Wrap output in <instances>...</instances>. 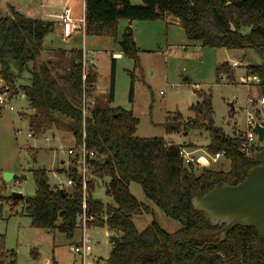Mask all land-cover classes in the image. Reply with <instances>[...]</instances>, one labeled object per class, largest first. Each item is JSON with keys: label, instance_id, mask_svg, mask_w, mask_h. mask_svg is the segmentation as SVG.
Returning a JSON list of instances; mask_svg holds the SVG:
<instances>
[{"label": "trees", "instance_id": "16d2710c", "mask_svg": "<svg viewBox=\"0 0 264 264\" xmlns=\"http://www.w3.org/2000/svg\"><path fill=\"white\" fill-rule=\"evenodd\" d=\"M83 1L84 35L115 37L121 19L164 21L170 17L182 26L187 40L200 46L254 50L261 63L247 66L245 75L260 81L257 86L264 97V0H140L138 5L129 0ZM55 27L54 20L31 18L14 8L10 15L0 17V78L5 85L3 90L14 94L18 88L34 110L30 127L38 129L48 114L69 119L74 146L84 142L86 150L94 153L88 160L89 173L94 178L109 177L105 193L112 198L114 206L104 205L93 196L92 180L87 182L86 198L87 212L93 217L89 226L105 225L112 232L108 238L107 264H264V238L260 239L252 227L237 226L224 240L196 239L198 232L214 233L224 224H212L191 204L192 197H200L214 187L243 181L248 169L255 165L253 156L261 148H254L250 155L243 153L239 136H229L214 124L211 94L203 91H196L201 101L189 107L193 117L184 118L176 112L165 117L163 127L169 133L207 132L206 151L209 154L224 151L229 163L227 169L223 162L200 169L185 165L178 155V148L183 145L166 142L161 137L137 136L138 119L132 112L110 106L113 85L107 100L95 98L83 124V87L91 96L97 79L94 66L91 63L87 66L83 85L81 50H70L68 74L57 72L51 61L37 62L44 37ZM118 44L121 54L138 64L140 49L130 27L125 28ZM24 72L28 82L17 86V79ZM223 75L233 77V67L227 62L215 67L216 82ZM131 96L132 83L130 100ZM59 172L71 177L74 186L62 190L51 187L47 171L33 169V196L16 200L9 196L8 200L25 205L31 226L57 230L71 238L77 228L76 213L82 199L74 159ZM130 182L137 183L144 196L167 217L178 221L181 228L168 233L153 220L138 232L131 217L149 213L150 209L129 192ZM4 191L0 187V201L7 198ZM9 256L8 264H15L14 253H8L5 235L0 234V264H5Z\"/></svg>", "mask_w": 264, "mask_h": 264}, {"label": "rangeland", "instance_id": "374dc122", "mask_svg": "<svg viewBox=\"0 0 264 264\" xmlns=\"http://www.w3.org/2000/svg\"><path fill=\"white\" fill-rule=\"evenodd\" d=\"M129 1L134 5L140 4V0ZM40 3L51 6L49 0H0V17L10 15L11 8L27 15L25 10L39 7ZM64 4L65 0H61L56 9L60 12ZM72 4L70 2L69 5ZM74 8L76 16L81 17V7ZM134 22L136 24L131 27V31L135 45L140 49L139 62L136 64L133 58L122 55L115 61L113 74L111 54L119 51L118 42L130 23L126 19L118 21L115 37L79 34L77 38H71L65 43L60 41L58 33L51 32L46 35L44 43L53 44L55 48L74 47L75 50H85V57L92 66L94 64L93 68L97 74L93 91L97 99L107 100L113 85L110 106L132 112L138 119L135 134L139 137H161L174 144H190L197 155L207 157V132L195 130L186 134L169 133L163 127L165 117L176 112L184 118L194 116L189 107L201 101L196 91L210 92L213 120L217 127L222 128L229 136L245 131L246 111L251 110L247 98H258L260 89L255 84L246 86L239 83L238 78L246 76L247 66L261 63V57L254 50L200 46L187 40L182 26L173 21H132ZM66 57L68 56L56 57L62 74H67L70 70L71 59ZM223 62H235L238 65L233 67L232 79L226 81L223 76L216 82L215 67ZM10 102L13 108L11 111L0 106V187L4 188L3 195L7 197L0 201V234L5 235L6 249L8 253H14L15 264H82L81 256L70 250L80 239L79 229L74 231L73 237L67 238L57 230L33 227L24 211L25 205L8 200L12 192H19L23 197L33 196V169H45L51 187L58 182H66L67 176L59 171L66 169L73 161L68 154V148H78L74 146L72 132L67 127L71 122L56 114L61 119L58 126L62 131L57 126L47 130L34 127L30 129V117L19 115V112L26 108L24 99H11ZM28 133H31L32 137L27 136ZM220 162H223L224 169L228 168L227 160ZM61 164L64 167H61ZM206 166L216 167V164L207 162ZM195 167L200 169L202 166ZM4 172L12 174L13 177L4 180ZM87 178L94 183L93 196L101 199L104 205L114 206L112 198L105 193L109 177L94 178L88 172ZM128 189L141 205L150 209L149 213L143 212L131 217L138 232L153 220L168 233L181 228L178 221L167 217L144 196L137 183L130 182ZM86 233L91 245L90 263L97 257L98 264H107L110 247L106 227L88 226ZM10 258L9 256L6 259L5 264H8Z\"/></svg>", "mask_w": 264, "mask_h": 264}, {"label": "built area", "instance_id": "2783aa9c", "mask_svg": "<svg viewBox=\"0 0 264 264\" xmlns=\"http://www.w3.org/2000/svg\"><path fill=\"white\" fill-rule=\"evenodd\" d=\"M56 17H57V23L62 27V36L64 38H68L75 29H80L82 30V33H84V13L82 17L77 20L78 25L75 23V19L72 16L71 9L69 6H64L61 9V12ZM82 54L83 55H82L81 78L84 85L87 65L90 64L91 62H89V60L86 59L85 50H82ZM229 65L231 67H234L237 66L238 64L232 62ZM225 77H226L225 78L226 81H228L229 78L227 76ZM238 82L246 86L250 84L258 85L260 83V81L256 77H248V76H240L238 78ZM4 88H5L4 82L0 78V89L3 90ZM21 96H24V94L21 93ZM12 97L13 94H11L9 91L3 90L2 92H0V106L11 110L12 107L10 104L11 103L10 100ZM94 100L95 99L92 96H88L86 94L83 87L82 104H81L83 124L85 117L89 114V111L94 103ZM247 104L250 105L251 110L246 111V118H245L246 129L244 132H238L236 135L239 136L240 150L246 155H250L254 150V148L256 147H260L261 150L264 149V136L263 139L260 142H258L257 134L254 131L255 121H257L259 124L264 126V116L262 112V106L264 105V97L262 95H260L258 98L249 97L247 98ZM27 136L32 137V134L28 133ZM82 136L83 138L85 136L84 128H83ZM68 154H70V156L74 159L77 173L80 177L81 193H82L80 208L76 213V226H77L76 229L80 230L81 233L80 239L75 245L70 247V250L74 254H78L81 256L82 264H91L89 261L90 260L89 258L91 256V245H90V238L86 233V228L89 226V222L93 220V217L89 215L87 212L86 198H87V182H88L87 173L90 171L88 160L94 157V153L92 151L86 150L83 142L80 146H78V148H69ZM178 155L181 157L185 165L192 164L194 166H202V167L207 165V162L211 164H217L221 160L225 159L224 151H218L215 152L214 154H206L207 157H202L200 155H197L196 150H193L191 149V147L186 145L180 146L178 148ZM73 186H74V181L71 177H67L65 183L58 182L53 185L54 188L61 190Z\"/></svg>", "mask_w": 264, "mask_h": 264}, {"label": "water", "instance_id": "95a60500", "mask_svg": "<svg viewBox=\"0 0 264 264\" xmlns=\"http://www.w3.org/2000/svg\"><path fill=\"white\" fill-rule=\"evenodd\" d=\"M232 108V105H231ZM264 116V105L262 106ZM254 131L257 141L264 136V126L255 121ZM255 165L248 169L245 179L237 185L214 187L202 196H194L191 204L194 209L202 212L212 224H224L214 233L198 232L196 239H225L227 233L237 226L252 227L260 239L264 238V149L253 156ZM12 174L3 173L8 180ZM12 200L21 199L19 192L10 194Z\"/></svg>", "mask_w": 264, "mask_h": 264}, {"label": "crops", "instance_id": "0c3cea01", "mask_svg": "<svg viewBox=\"0 0 264 264\" xmlns=\"http://www.w3.org/2000/svg\"><path fill=\"white\" fill-rule=\"evenodd\" d=\"M51 6H48V5H43V4H39V7H33L31 9H28V10H25L26 11V16L30 15L32 16V18H36V19H51V20H54L55 23H56V27H55V30L51 33L53 34L54 32L57 34H59V37H60V41H64L65 43L68 42L71 38H77V36L79 34H84L82 33V30L80 29H75L73 30V32L70 34V36L68 38H64L62 36V27L57 23V15L61 12V9L64 7V6H69L70 9H71V13H72V16L73 18L75 19V23L78 25V19H80L84 13V1L83 0H65V4L64 6L60 9V12L58 9H56L57 7V4L58 3H61V0H49ZM70 2H72L73 4L70 6ZM78 4V5H77ZM74 6H80L81 7V17L80 16H76V12H75V8ZM16 11H19L18 9L14 8ZM20 12V11H19ZM36 13V14H35ZM29 16V17H30ZM47 17V18H46ZM165 22H168V23H171L172 21L174 23H178L176 20H174L173 18H170L168 17L166 20H164ZM134 24H136L135 22L132 23L130 22L128 24V26L131 28ZM57 35H55L56 37ZM46 37V36H45ZM45 37L43 39V42H42V50H41V53L37 59V62H41V61H51L55 64V69L57 72L61 73L60 72V69H59V65L57 62H59V60L56 58L58 56L60 57H65V56H68L66 58H69L71 57V54H70V50H75L76 48H71V49H62V48H58L55 46H53V44H46L44 43L45 42ZM135 42V41H134ZM51 43V42H50ZM136 44V43H135ZM196 44H199V43H196ZM51 45V46H50ZM122 54H121V51H120V48H119V51L118 52H113L111 54V57L113 59V63L115 64V61L117 59H119V57H121ZM56 58V59H55ZM92 61V60H91ZM57 63V64H56ZM69 65L71 66V62L69 63ZM94 66V64H93ZM95 67V66H94ZM67 68H64V70H66ZM70 69V68H69ZM69 72V70H68ZM68 72H66L68 74ZM63 73V72H62ZM97 76V74H96ZM28 82V75L24 72L22 74V76L17 79V86L18 85H21L22 83L23 84H26ZM96 83V82H95ZM95 85V84H94ZM95 89H94V86H93V90H92V93H91V96L95 99H97L96 95L94 94ZM22 92L17 88V91L16 93L13 94V97L11 99H17V98H21V99H24V101L26 102V108L25 110H23L22 112H19V115L22 116H27V117H30L33 113H34V110L31 109L29 106H28V102L27 100L25 99L24 96H20L19 94H21ZM13 109V108H12ZM11 109V110H12ZM10 110V111H11ZM43 121L44 123L40 125V128H43L44 130H47L49 128H52V126H57L59 130H61L59 128V124L61 123V119L56 115V114H51V115H46L44 118H43ZM29 124V122H28ZM30 126V125H29ZM67 127L70 129L71 131V126L70 125H67ZM32 127H30L31 129ZM62 131V130H61ZM72 132V131H71ZM73 136V134H72ZM74 138V137H73ZM47 139V138H46ZM171 143V142H170ZM179 145H187V144H179ZM190 146V144H189ZM191 147V146H190ZM71 148V147H70ZM69 149V148H68ZM201 156V154H200ZM61 167H64L63 164H61ZM60 167V168H61ZM101 200V199H100ZM105 226V225H104ZM106 227V226H105ZM107 229V227H106ZM108 231V238L109 236L112 234L111 231ZM109 247H110V244H109ZM110 250V248H109ZM91 264H98V258L95 257L93 260H92V263Z\"/></svg>", "mask_w": 264, "mask_h": 264}]
</instances>
